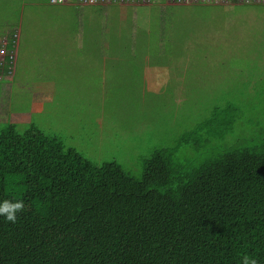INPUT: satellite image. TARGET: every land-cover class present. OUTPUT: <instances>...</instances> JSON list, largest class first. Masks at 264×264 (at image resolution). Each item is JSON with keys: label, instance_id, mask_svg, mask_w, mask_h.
I'll list each match as a JSON object with an SVG mask.
<instances>
[{"label": "trees", "instance_id": "trees-1", "mask_svg": "<svg viewBox=\"0 0 264 264\" xmlns=\"http://www.w3.org/2000/svg\"><path fill=\"white\" fill-rule=\"evenodd\" d=\"M19 7L0 0V30H14L0 31V76L18 64ZM102 29L90 52L110 56L116 33ZM252 90L213 105L181 97L188 117L137 170L32 123L16 133L14 118L0 131V202L25 209L0 216V264H264V81Z\"/></svg>", "mask_w": 264, "mask_h": 264}, {"label": "rangeland", "instance_id": "rangeland-1", "mask_svg": "<svg viewBox=\"0 0 264 264\" xmlns=\"http://www.w3.org/2000/svg\"><path fill=\"white\" fill-rule=\"evenodd\" d=\"M227 1L168 0L172 8L101 15L99 30L92 32L102 35L103 26L110 25L116 33L110 56H99L105 49L101 44L86 52L88 59L70 64L53 40L42 51L33 47L36 41L64 38L65 8L48 0H15L21 48L15 71L0 76V131L21 118L15 121L16 133H26L32 123L60 134L67 146L95 163L115 160L137 170L151 150L170 144L188 117L181 97L208 105L207 98L213 105L214 99L237 97L264 81V47L255 44L253 25L244 21L250 8L264 7H244L250 0ZM255 28L264 34V24ZM18 80L41 96H22Z\"/></svg>", "mask_w": 264, "mask_h": 264}, {"label": "crops", "instance_id": "crops-1", "mask_svg": "<svg viewBox=\"0 0 264 264\" xmlns=\"http://www.w3.org/2000/svg\"><path fill=\"white\" fill-rule=\"evenodd\" d=\"M103 1L102 4L94 5L85 4L82 0H69L65 4H60L65 10H62L63 15L65 16L66 23L62 26V31L64 33V38H48L45 41H36L33 44V47H39L42 51L45 49L49 43L54 41V48L63 49V61L70 64H75V59L79 58L86 60L89 58V55H86V52H90L91 41L90 34H94V31L99 30L97 23H100V16L110 17L111 13L114 10H130L135 13L136 10H161L162 8L171 7V4H168V0H152L155 4L151 5L149 1L146 0H97ZM197 1V0H196ZM202 1V0H199ZM165 2V3H163ZM233 4H241L239 0H231ZM49 4H52L48 1ZM197 3V2H196ZM224 5H229V1L223 0ZM84 4L82 7L81 5ZM102 5V6H101ZM244 7H264V0H251V2L246 3ZM206 9V8H203ZM245 24L250 23L253 25L254 32L257 34L258 40L255 41V44H258L260 47H264V34L260 31H256V25L258 22H261L262 26L264 24V10H256V8H250V10L245 12ZM57 30V29H55ZM70 30V33H68ZM93 31V32H92ZM89 33V37H85V34ZM97 35L100 34L96 32ZM98 40V39H97ZM96 43H99L97 41ZM90 45V46H86ZM36 51V52H39ZM101 57V55H99ZM20 75V74H19ZM17 88L21 92L22 96H31V97H40L41 94L30 93L24 87L23 83L18 80ZM37 102H34L36 104Z\"/></svg>", "mask_w": 264, "mask_h": 264}, {"label": "clouds", "instance_id": "clouds-1", "mask_svg": "<svg viewBox=\"0 0 264 264\" xmlns=\"http://www.w3.org/2000/svg\"><path fill=\"white\" fill-rule=\"evenodd\" d=\"M24 209L25 205L22 200L12 201L5 199L3 202H0V216H3L11 223L16 222L18 218L17 213L23 212ZM241 264H257V260L255 258H250L248 255H244Z\"/></svg>", "mask_w": 264, "mask_h": 264}, {"label": "built area", "instance_id": "built-area-1", "mask_svg": "<svg viewBox=\"0 0 264 264\" xmlns=\"http://www.w3.org/2000/svg\"><path fill=\"white\" fill-rule=\"evenodd\" d=\"M172 3H177V4H181V3H187V2H190V0H170ZM53 2H56L58 3V0H54ZM83 2L85 4H89L90 3V0H83ZM99 2V1H98ZM100 3H103V1H100ZM95 5V4H94ZM11 58L12 60L15 58L14 55L11 54ZM4 59V53L3 52H0V62H2V60Z\"/></svg>", "mask_w": 264, "mask_h": 264}]
</instances>
